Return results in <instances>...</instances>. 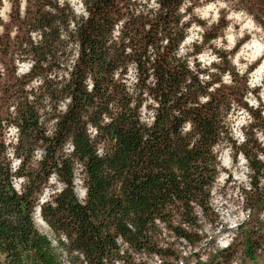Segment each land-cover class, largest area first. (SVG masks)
Here are the masks:
<instances>
[{"label":"trees","instance_id":"1","mask_svg":"<svg viewBox=\"0 0 264 264\" xmlns=\"http://www.w3.org/2000/svg\"><path fill=\"white\" fill-rule=\"evenodd\" d=\"M9 1L8 20L0 16V264L152 255L176 264V241L196 247L206 237L219 152L232 114H254L247 71L260 59L239 71L220 52L198 60L197 42L181 49L187 0H80L81 12L70 0ZM242 1L264 33V0ZM16 59L29 68L17 71ZM239 149L260 173L264 148ZM52 176L59 185L40 202ZM37 205L56 244L35 225ZM248 205L263 208L264 191Z\"/></svg>","mask_w":264,"mask_h":264},{"label":"rangeland","instance_id":"2","mask_svg":"<svg viewBox=\"0 0 264 264\" xmlns=\"http://www.w3.org/2000/svg\"><path fill=\"white\" fill-rule=\"evenodd\" d=\"M70 1L77 12L82 11L80 0ZM192 2V9L184 15L185 20L191 18V23L180 44L181 49L197 42L201 47V51L195 55L198 60L205 63L217 61L220 52L239 71H245L256 60H260L247 71L248 85L254 90L247 91L246 100L254 114L251 115L243 108L232 114L230 137L224 141L219 152V172L210 190L212 212L202 216L201 222L206 237L196 247L185 240L176 241V246L183 254L176 264H264V207L255 209L248 205L253 203L257 193L263 194L264 191V153L258 154L263 165L261 172L255 173L239 149L243 142L251 155L259 152V146L264 148V72L257 74V68L264 64V57H261L264 33L259 23L242 7V0H187V4ZM23 3L24 0L21 9ZM10 10V1L3 0L0 8L3 20H8ZM257 44L261 46L260 51L256 49ZM15 64L17 71L23 72L29 68L30 61L16 59ZM127 76V83L132 85L133 67L129 68ZM224 78L228 80L229 75L225 73ZM7 135L15 138L14 125H9ZM75 181L76 192L83 197L85 189L81 183L80 168L76 172ZM17 183L20 185V179ZM58 185L52 176L50 185L45 187L39 201L46 199L52 188ZM36 209L32 214L35 225L56 244L54 232L46 221L38 219ZM247 237L252 240L251 252L245 248ZM230 242L228 250L221 253L217 251ZM229 252H233L230 258ZM138 259V264H159L156 255L143 256L141 262ZM63 261L69 264L64 256Z\"/></svg>","mask_w":264,"mask_h":264},{"label":"bare ground","instance_id":"3","mask_svg":"<svg viewBox=\"0 0 264 264\" xmlns=\"http://www.w3.org/2000/svg\"><path fill=\"white\" fill-rule=\"evenodd\" d=\"M256 49H257V51H260L261 50V46H260V44L258 45H256ZM264 72V64H262V65H260L258 68H257V74H262ZM36 214H37V216H38V219H40L41 221H43L44 222V220L42 219V217L40 216V210L38 209V206H36Z\"/></svg>","mask_w":264,"mask_h":264},{"label":"water","instance_id":"4","mask_svg":"<svg viewBox=\"0 0 264 264\" xmlns=\"http://www.w3.org/2000/svg\"><path fill=\"white\" fill-rule=\"evenodd\" d=\"M16 183H17V181H16ZM16 185L18 186V183ZM41 202H42V199H41ZM37 206H38V209L40 210V205H37Z\"/></svg>","mask_w":264,"mask_h":264}]
</instances>
